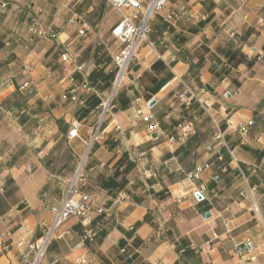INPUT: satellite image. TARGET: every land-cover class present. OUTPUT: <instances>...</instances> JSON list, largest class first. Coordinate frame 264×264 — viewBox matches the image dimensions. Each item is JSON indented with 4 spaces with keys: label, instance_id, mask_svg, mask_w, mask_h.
<instances>
[{
    "label": "crops",
    "instance_id": "1",
    "mask_svg": "<svg viewBox=\"0 0 264 264\" xmlns=\"http://www.w3.org/2000/svg\"><path fill=\"white\" fill-rule=\"evenodd\" d=\"M36 13L54 36L29 31ZM120 18L107 0H0V264H29L28 244L51 226V207L73 182L105 213L93 241L79 217L62 223L41 264H264V0H170L115 90L121 45L111 31ZM26 81L33 92L20 99ZM84 82L95 91L73 101ZM74 120L80 136L70 139ZM217 124L236 158L226 153L224 169L212 149ZM186 125L187 138L168 142ZM80 161L83 180L74 181ZM202 162L211 168L189 180ZM200 183L203 202L192 196ZM247 239L253 253L237 250Z\"/></svg>",
    "mask_w": 264,
    "mask_h": 264
},
{
    "label": "built area",
    "instance_id": "2",
    "mask_svg": "<svg viewBox=\"0 0 264 264\" xmlns=\"http://www.w3.org/2000/svg\"><path fill=\"white\" fill-rule=\"evenodd\" d=\"M108 3L115 8L120 14L121 18L118 23L112 28L111 34L120 42V50L114 56V63L117 67V73L115 76L114 87L118 88L128 72V69L136 58L138 53V48L142 43H150L149 36L151 32V20L155 13L165 9L170 0H148L143 2L141 0H107ZM2 7L7 6V1H3L1 4ZM175 16L174 13L170 14V18ZM89 25L87 22H81L79 33L80 35H86L89 30ZM29 31L32 33L38 34H47L50 33L52 36L55 33L48 31L41 27L40 15L36 13L30 16ZM64 60H69L68 53L62 55ZM123 74L122 78L119 77ZM119 80V81H118ZM19 91L31 95L32 89L30 88V82L26 81L19 87ZM94 86L90 85L88 82L76 85L72 90L71 99L75 102L80 101V95L82 92L91 93L94 92ZM105 109L106 102L104 104ZM139 115L142 116L143 120L149 121L152 118V115H146L142 110L138 111ZM253 121L242 122L239 124L238 129L243 135H248L250 127L253 125ZM97 129L95 131V137L87 143L88 146L97 139V131L100 128L101 121H99ZM80 123L77 120H74L71 124V127L68 131V137L70 139L77 138L79 134ZM192 130L191 125H186L184 127V133L182 137H168V142L174 143L177 141H182L188 137L189 133ZM213 145L212 149L215 152V157L218 162V167L224 169L228 162L226 158V153L230 156L231 161H236V158L233 156L232 149L227 141L226 132L221 127V125H216V130L213 135ZM84 163L80 161L77 167V172L74 181L77 179L83 180L82 169ZM212 164L210 162L197 163L194 167L187 173V178L193 182L200 181L204 172L210 169ZM237 169L247 180L244 169L237 163ZM248 191L250 194L253 193V187L248 184ZM208 187L204 183L197 185L192 191V196L197 202H203L207 200ZM47 193L44 192V195ZM244 194V193H242ZM253 210L255 212L259 211V208L256 203L253 204ZM52 212L54 213V218L51 226H49L46 231L42 234L41 237L32 241L28 244L30 249L34 250V257L29 264H41L42 261L47 256L48 247L55 237L56 230L58 227L68 220L70 217H79L83 225V238L85 241H93L96 232L94 230V222L98 215L105 213V210L101 207H96L91 196L86 193H80L75 188V182H73L65 192L64 199L62 203L58 206L51 207ZM23 242L19 243L18 246H22ZM125 249H123L124 251ZM238 251L246 250L248 253H253L255 250V245L249 239L244 240L237 247ZM132 258V255H129ZM23 260H27L24 256ZM81 262H86L85 257H80Z\"/></svg>",
    "mask_w": 264,
    "mask_h": 264
},
{
    "label": "rangeland",
    "instance_id": "3",
    "mask_svg": "<svg viewBox=\"0 0 264 264\" xmlns=\"http://www.w3.org/2000/svg\"><path fill=\"white\" fill-rule=\"evenodd\" d=\"M116 73H117V69H116ZM190 95H192V93H190V92L183 93V94H181L180 98L184 100V99L187 98V96H190ZM192 96H193V95H192ZM105 100H106V99H105ZM102 108H103V111H105L106 113H108V112L110 111L109 108H108L109 111H108V109H105V106H102ZM100 121H101L100 128H99L98 131L96 132V133H97V139H94V141L90 144L89 149H92L93 145L98 141V139H99V137H100V135H101V129H102V126H103V119H101ZM97 126H98V124L94 125V127L92 128L91 138H94V137H95V131H96V129H97ZM215 130H216V127H215ZM213 132H214V131H213Z\"/></svg>",
    "mask_w": 264,
    "mask_h": 264
},
{
    "label": "trees",
    "instance_id": "4",
    "mask_svg": "<svg viewBox=\"0 0 264 264\" xmlns=\"http://www.w3.org/2000/svg\"><path fill=\"white\" fill-rule=\"evenodd\" d=\"M17 94H18L20 99H23V95L20 94V91H17ZM6 103H8V101L4 102V104H6ZM57 124L62 131L67 132L69 125L67 123H65V121L63 119H58Z\"/></svg>",
    "mask_w": 264,
    "mask_h": 264
},
{
    "label": "water",
    "instance_id": "5",
    "mask_svg": "<svg viewBox=\"0 0 264 264\" xmlns=\"http://www.w3.org/2000/svg\"><path fill=\"white\" fill-rule=\"evenodd\" d=\"M156 100L153 99L151 102H150V105L152 106L153 104H155ZM211 216V213L209 211L205 212L204 213V217L208 218Z\"/></svg>",
    "mask_w": 264,
    "mask_h": 264
},
{
    "label": "bare ground",
    "instance_id": "6",
    "mask_svg": "<svg viewBox=\"0 0 264 264\" xmlns=\"http://www.w3.org/2000/svg\"><path fill=\"white\" fill-rule=\"evenodd\" d=\"M122 76H123V74L121 73V75H120V77H119V80H120V78H122ZM119 80H118V81H119ZM116 89H117V88H116ZM116 89H115V90H116ZM113 94H114V93H113ZM113 94H112V95H113ZM112 95H111V96H112ZM107 106H109V101L106 102V107H107ZM88 148H89V147H88Z\"/></svg>",
    "mask_w": 264,
    "mask_h": 264
}]
</instances>
